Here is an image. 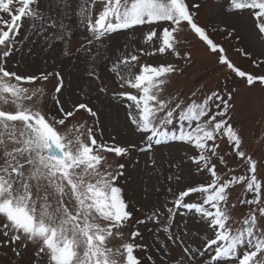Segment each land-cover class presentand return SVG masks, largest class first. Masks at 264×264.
<instances>
[{"label": "snow or ice", "instance_id": "obj_1", "mask_svg": "<svg viewBox=\"0 0 264 264\" xmlns=\"http://www.w3.org/2000/svg\"><path fill=\"white\" fill-rule=\"evenodd\" d=\"M38 3L39 0H0V246H15L13 251L20 255L18 247L32 243L37 246V255L43 254L48 264H142L137 249L143 246L136 243L140 233L133 231L130 240L125 241L119 231L133 219L116 183L122 173L103 169L106 157L100 154L122 157L135 145H110L97 138L95 126L68 125L80 110L97 118L98 124V113L83 102L70 109L64 107L59 98L63 89L59 73L55 74L59 83L54 97L57 111L53 115L33 106L37 96H43V89L26 86L38 79L47 80L52 74L25 76L6 67L18 50L17 37L25 18L33 21L34 30L56 27L51 15L45 17L34 7ZM96 4L102 7L93 20ZM230 7L253 17L258 33L264 34V0H230ZM199 8V3L190 4L188 0H83L78 15L79 22L86 24L91 33L89 44L119 31L142 32L146 47L122 55L111 68L120 88L134 90L121 91L118 96L127 102L128 119L145 141L142 151L150 152L154 144L168 140L186 143L196 153L189 157L196 171L210 176L209 182L174 194L171 207L164 206L169 224L183 209L197 214L213 234L205 235L201 246L183 247L187 264H192L196 256L206 255L207 261L198 264H264V226L258 220L264 218V182L258 179L257 161L242 149V137L232 122L237 89L225 88L223 94L212 91L201 101L194 99L199 90L192 92L187 102L178 96L164 98L171 76L182 73L184 66L193 62L191 51L181 54L179 48L185 28L217 55L219 64L236 77L246 78L248 86L254 87L257 82L264 85V75L240 70L210 39L196 20ZM60 27L67 31L63 21ZM60 38H64L63 34ZM158 54L174 57L176 62L153 65L140 61L142 55ZM99 91L105 89L101 87ZM6 106L14 111L6 110ZM218 141L231 146V154L244 162L245 174L221 177L213 163L215 158L219 164H226L225 156L218 152ZM123 167L118 165V169ZM237 184H244L250 195L240 203L255 207H249L240 226L233 228L229 222V189ZM168 191L172 193L171 188ZM194 194L199 202H188L186 198ZM161 215L157 209L149 219L159 220ZM162 231L168 234L166 241L185 245L183 237L170 233L168 226H162ZM116 238L122 243L113 248L110 245ZM148 260L156 264L151 256Z\"/></svg>", "mask_w": 264, "mask_h": 264}, {"label": "rangeland", "instance_id": "obj_2", "mask_svg": "<svg viewBox=\"0 0 264 264\" xmlns=\"http://www.w3.org/2000/svg\"><path fill=\"white\" fill-rule=\"evenodd\" d=\"M83 0H39L34 7L38 8L45 17L51 15L56 22V27H47L40 31L33 28V21L25 18L17 37L18 50L7 61V69L20 75L52 74L47 80L38 79L35 84L26 85L33 89H43V96H37L33 106L44 111L56 114L57 106L54 97L55 88L62 77L63 89L59 94L66 109L72 108L76 103H87L98 113L97 118L91 117L84 110L77 111L68 120V125L85 123L86 126H95L97 138L110 145L129 147L127 155L115 156L114 153L101 152L106 157L102 162L103 169L109 171L119 170L122 174L117 180V186L122 190V196L133 212V219L119 229L123 240H130V234L138 231L140 236L136 243L143 246L137 249L138 258L142 264H151L148 257L156 260V264H187L184 246L193 248L201 246L206 236L213 234L208 231L207 225L199 219L197 214L177 211L171 224L168 223L165 205L171 207L174 194L186 189L188 186H197L209 182L207 173L196 171L195 165L189 157L195 155L193 148L179 141H164L159 145L154 144L150 152L142 151L145 141L135 127L130 123L127 109L118 94L122 89L116 75L111 71L114 64L122 55H127L134 49L146 47L143 42L142 32L119 31L110 34L102 41H93L89 44L91 33L86 24L79 22L78 7ZM199 3L196 20L204 27L210 39L224 49V55L240 70L248 74L264 75V34H259L254 18L247 13H236L230 7V0H188ZM102 5L96 4L93 11V20L101 10ZM5 19L8 16L5 14ZM238 19V25L231 19ZM63 21L64 29L60 27ZM37 25L39 21L36 22ZM146 31V29H145ZM121 33V34H120ZM63 34V39H61ZM183 43L179 46L181 54L191 51L193 62L184 66L183 72L173 74L166 86L164 98H187L197 91L194 97L201 101L212 91L223 94L224 89H237L234 97V110L232 112L233 124L242 137V149L257 161L258 179L264 182V85L257 82L256 86H248L246 78L236 77L226 66L218 63V57L212 54L206 45L195 34L185 28L180 34ZM250 44L262 50L254 53ZM3 49L0 48V53ZM248 53L250 55H245ZM139 54V53H136ZM141 63L153 65L175 63V58L165 54L154 56H140ZM181 64L183 62H180ZM134 71H138V68ZM94 75H89V73ZM98 77V79H97ZM105 91H99L100 88ZM6 110L14 111L11 106ZM61 128V131H64ZM103 136H100V133ZM218 152L225 156L226 164H217V171L222 178L233 175H243L246 166L243 161L232 155V148L225 141H218ZM0 159V163H2ZM123 165L118 169V165ZM111 167H108V166ZM180 179L177 180L176 177ZM171 177V179L169 178ZM172 189L169 193L168 189ZM49 192L52 190L49 189ZM250 198L245 192L244 184H237L229 189L230 223L233 228L239 227L242 220L249 212V206L241 204L242 199ZM188 202H199L194 194ZM53 204L55 199H53ZM235 207H231L232 205ZM264 206V205H261ZM139 209V210H137ZM159 210L162 215L159 220L153 218L152 213ZM259 224L264 226V218H258ZM138 221H144L138 223ZM162 226H168L170 233L183 237L185 245L179 242L166 241V233ZM122 243L120 238L113 239L111 247L115 248ZM166 245V246H165ZM15 246H0V264H48L47 258L37 255V246L28 243L27 246L18 247L20 255L13 251ZM207 261L205 257L196 256L192 264ZM223 264V261L220 262Z\"/></svg>", "mask_w": 264, "mask_h": 264}, {"label": "bare ground", "instance_id": "obj_3", "mask_svg": "<svg viewBox=\"0 0 264 264\" xmlns=\"http://www.w3.org/2000/svg\"><path fill=\"white\" fill-rule=\"evenodd\" d=\"M231 22H233L234 24H237L238 25V19H231ZM121 34V33H120ZM250 46H251V50H253L254 51V53H261L262 52V50L261 49H259V48H257V47H255L254 45H252V44H250ZM264 59V58H263Z\"/></svg>", "mask_w": 264, "mask_h": 264}]
</instances>
